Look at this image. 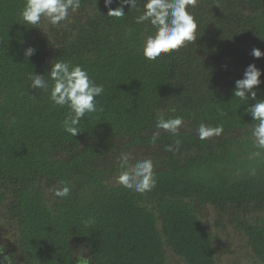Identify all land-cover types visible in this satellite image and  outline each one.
<instances>
[{
  "label": "trees",
  "instance_id": "1",
  "mask_svg": "<svg viewBox=\"0 0 264 264\" xmlns=\"http://www.w3.org/2000/svg\"><path fill=\"white\" fill-rule=\"evenodd\" d=\"M24 3L0 0V264H218L230 248L220 230L238 236L241 259L264 264V149L246 112L256 101L233 96L255 64L264 99V56L250 54L264 52V0H196V40L154 61L142 55L152 26L136 22L143 0L119 18L107 13L121 0H81L66 20L36 27L20 18ZM56 60L104 87L103 110L86 113L75 137L67 106L28 79H47ZM160 116L183 123L159 129ZM200 124L222 132L200 139ZM125 153L152 160L151 191L116 182ZM61 182L64 198L53 193Z\"/></svg>",
  "mask_w": 264,
  "mask_h": 264
},
{
  "label": "clouds",
  "instance_id": "2",
  "mask_svg": "<svg viewBox=\"0 0 264 264\" xmlns=\"http://www.w3.org/2000/svg\"><path fill=\"white\" fill-rule=\"evenodd\" d=\"M112 0H104L107 7ZM196 0H143V9L136 18L137 23L147 21L152 26V33L147 35L142 44V55L150 61H154L163 54H168L185 46L186 42L196 40L197 22L188 11L189 5H194ZM123 5L135 8L137 0H121V6L115 9L109 8L107 15L123 17L125 15ZM81 6V0H25L20 11V18L29 26L36 27L42 19H47L52 25H57L69 17L70 11H76ZM34 49L29 47L24 55L30 57ZM254 58L264 56L258 48H253L250 53ZM262 71L255 64H249L244 70L243 76L235 81L233 96L241 100H254L255 103L247 107L253 121L257 123L252 128V136L256 146L264 149V99H257V88L262 81ZM30 87L49 92V99L57 106H67L69 112L63 120V128L71 136L80 133L81 119L86 113L102 111L98 108L96 97L103 91V85L96 84L87 71L79 65L70 62L56 60L50 61L48 77L29 73ZM51 81V84H49ZM182 119H165L160 116L156 120V127L177 132ZM200 139H206L222 132L221 127L211 128L200 124L197 129ZM155 139V136L153 137ZM171 150V149H169ZM259 155V153H256ZM120 171L116 176V182L123 187L144 193L151 191L156 184L153 162L151 159L139 160L134 164L129 163L130 156L125 153L119 158ZM61 187L53 189L56 197L64 198L70 193V188L61 182Z\"/></svg>",
  "mask_w": 264,
  "mask_h": 264
},
{
  "label": "rangeland",
  "instance_id": "3",
  "mask_svg": "<svg viewBox=\"0 0 264 264\" xmlns=\"http://www.w3.org/2000/svg\"><path fill=\"white\" fill-rule=\"evenodd\" d=\"M201 215H203V218L205 219V222H207V224L209 225L210 228H213V218H214V213L212 212V210L209 207H203L202 211H201ZM220 237L221 239L226 238L229 243H230V248H229V252L227 254H224L220 259H219V263L218 264H247L249 262V258L244 260L241 259V255H243V251L241 249L242 243L241 241L238 240V236L234 233V234H227L226 232H222V230L219 231ZM233 236V237H232ZM233 251H235V253H232ZM235 255L237 257H235ZM172 261L174 262H178V258L177 256L173 255ZM238 260V263H231L230 261L232 259Z\"/></svg>",
  "mask_w": 264,
  "mask_h": 264
}]
</instances>
